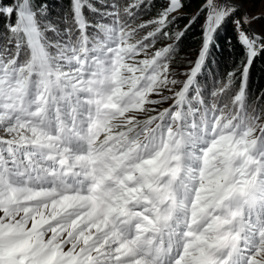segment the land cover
Listing matches in <instances>:
<instances>
[{
    "label": "snow or ice",
    "instance_id": "obj_1",
    "mask_svg": "<svg viewBox=\"0 0 264 264\" xmlns=\"http://www.w3.org/2000/svg\"><path fill=\"white\" fill-rule=\"evenodd\" d=\"M151 6L71 0L55 21L47 0L0 6V264H264V14L202 0L173 34L182 0ZM201 16L177 71L175 43L157 44ZM229 20L239 59L209 89Z\"/></svg>",
    "mask_w": 264,
    "mask_h": 264
},
{
    "label": "trees",
    "instance_id": "obj_2",
    "mask_svg": "<svg viewBox=\"0 0 264 264\" xmlns=\"http://www.w3.org/2000/svg\"><path fill=\"white\" fill-rule=\"evenodd\" d=\"M13 2L14 0H0V6H7ZM70 2L71 0H47L50 19L55 21L62 16L70 7ZM201 2L202 0H182L185 7L181 13L175 14L177 19L169 26L170 32L174 34L183 30L185 25L188 24L191 16L196 13ZM151 4L152 6L147 9L148 14L144 16V19H150L159 12L165 5V0H151ZM240 15H242L241 9H239L238 15L237 17H234V19L238 18ZM202 18L203 17L201 16L199 21L190 27L178 42H175V37L173 35L172 39L163 40L157 44V47H162L164 44L175 43L176 52L174 56V66L188 67V61L195 60L202 43ZM12 21L14 23L15 17L12 18ZM5 24L6 21L0 19V33L7 31ZM245 29L248 30L246 26ZM216 43L218 48L213 55L208 58L207 67H205L203 75L200 77L202 83L205 80L207 81L209 89L212 86L213 77L217 80L226 77L227 72L234 66V62L239 59L241 48L237 42L236 27L231 20H229L224 28L219 31ZM229 45H231V48ZM186 56L189 57L188 61L182 63L184 58H187ZM213 61H215V63H213ZM250 83V102H255L256 96L260 95L261 92H264V56H261L256 60L255 70L253 71Z\"/></svg>",
    "mask_w": 264,
    "mask_h": 264
},
{
    "label": "rangeland",
    "instance_id": "obj_3",
    "mask_svg": "<svg viewBox=\"0 0 264 264\" xmlns=\"http://www.w3.org/2000/svg\"><path fill=\"white\" fill-rule=\"evenodd\" d=\"M238 3H242L241 13L243 14L245 11L249 14V16L252 15H259V14H264V0H237ZM166 3V0H165ZM165 6V5H164ZM182 11H178L175 14H179ZM203 17V16H202ZM204 17L202 18V23H203ZM248 28V26H246ZM249 30V29H248ZM251 31L255 32H264V15H261V18L259 20H256L253 22L251 25ZM187 58H184L182 63H185L188 61L189 57L186 56ZM176 67L177 71H183L184 69L188 68L186 66H174ZM182 78V77H181ZM164 107H167V104L164 105Z\"/></svg>",
    "mask_w": 264,
    "mask_h": 264
}]
</instances>
